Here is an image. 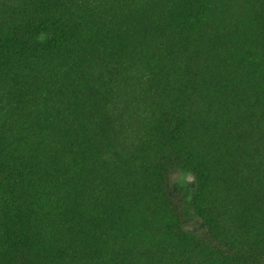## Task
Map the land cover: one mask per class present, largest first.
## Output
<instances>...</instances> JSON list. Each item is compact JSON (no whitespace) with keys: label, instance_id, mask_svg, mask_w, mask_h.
<instances>
[{"label":"trees","instance_id":"trees-1","mask_svg":"<svg viewBox=\"0 0 264 264\" xmlns=\"http://www.w3.org/2000/svg\"><path fill=\"white\" fill-rule=\"evenodd\" d=\"M98 1L77 0L72 7L69 0H0V81L10 77L5 87L0 84V127L39 145L35 119L44 118L45 128L52 126L55 109L75 111L66 114L70 134L53 136L34 161L23 160L31 156L30 149L36 151L27 143L11 153L14 145L0 142V213L6 210L16 221L0 243V264H151L147 258L136 260L143 253L163 264H189L196 258L192 254L200 257L198 264H264V237L257 233V223L264 226V187L240 186L231 176L235 166L243 177L264 179V45L254 48L248 62L255 64L242 67L245 75L229 73L238 66L232 60L236 48H248L238 45L230 30L244 20L235 26L237 1L172 0L164 5L161 0H126L125 9L111 1L116 16L92 19ZM215 8L220 21H209ZM220 22L231 32L230 40L214 31ZM261 38L251 40L260 43ZM133 41L155 57L151 67L140 55L135 58ZM176 47L183 50L185 69L173 89L159 90L155 61L171 73ZM97 65L105 69L94 85L90 73ZM93 85L99 94L90 99ZM102 108L129 115L132 156L156 144L155 159H164L159 178H151L149 171L144 179L128 177L83 163L86 147L95 144L90 131L101 126L96 115ZM8 122L10 128L3 125ZM188 123L192 135L184 148L183 125ZM65 141L70 150H64ZM221 143L229 146L216 148ZM167 163L192 177L183 181L188 195H174L180 202L172 217L180 224L188 217L202 219L203 232H187L174 220L161 228L172 233L171 240L161 235L134 251L123 232L130 219L126 201L136 192L145 196L158 189L160 179L167 178ZM126 165L142 173V167ZM218 178L235 188L232 196ZM42 195L56 202L41 204L37 199Z\"/></svg>","mask_w":264,"mask_h":264},{"label":"rangeland","instance_id":"rangeland-1","mask_svg":"<svg viewBox=\"0 0 264 264\" xmlns=\"http://www.w3.org/2000/svg\"><path fill=\"white\" fill-rule=\"evenodd\" d=\"M7 1V0H6ZM72 7H74L75 2L77 0H69ZM82 1V0H78ZM91 1V0H88ZM111 1H115L118 3L119 7H123V4L126 3V0H104V1H98L96 7L97 9L93 12L91 18H108L109 16L113 17L116 16L115 12L117 11L116 7L114 5H110ZM237 1L238 7L235 9L238 14L235 16L237 19V22L235 23V26L239 25L241 22V25L238 29L233 30L234 28H230L231 31L236 35L238 38V45H243L244 47H248L245 51L244 48L241 46L236 48V51L232 54L233 55V62L238 65L237 67H233V70L229 71L231 75H234L235 77L238 76L241 77L245 75V73L242 70V67L246 65L247 67L251 64H255L253 62H248L254 55L255 49L258 45H264V0H235ZM172 2V0H161V4L169 5ZM107 4V5H106ZM109 4V5H108ZM128 5V3L126 4ZM236 5V4H235ZM124 9L126 7H123ZM164 10V6H163ZM162 10V13H163ZM131 14V13H130ZM219 9L212 10V16L209 19V21H220L219 19ZM256 17H260V19H257L254 22L248 21V19H255ZM220 27L214 28V31L217 33L222 32L221 34L227 39L230 40L229 35H231V32H229L227 25L224 22H220ZM242 28V29H241ZM237 32V34H236ZM246 34V35H245ZM259 34H261L262 38L260 39L261 42L258 43V41L251 40L252 37H258ZM215 35V34H214ZM218 35V34H217ZM240 38V39H239ZM134 44L132 45V50L134 53L135 58L140 55L141 61H146L145 65H149L148 67H151V62L154 60L155 57L149 55L147 56V52L142 50V48L137 46V43L133 41ZM258 43V44H256ZM177 55L176 63L173 66V70L171 73H167L165 70V65L159 60L155 61V72H156V79L158 80V86L159 90H162L165 88L173 89V81H176L179 78V75L182 74V71L185 69L182 63V57H183V50L180 47L175 48ZM37 56V55H34ZM253 67V66H251ZM251 67L249 69H251ZM258 66L254 68V71L257 69ZM105 68H100V65L95 66L90 73V77L92 79V84H98L102 79L100 76V72L104 70ZM10 77L9 75H4L3 79L0 81V84L4 87L8 83ZM92 87V89L88 92L87 97L94 98L95 95L99 94L98 91L95 89V87ZM98 86V85H97ZM192 97V94H191ZM190 97V100H191ZM99 98L102 99L104 103L107 102V95L105 93H101L99 95ZM264 98V96H263ZM9 105L10 103L7 102ZM11 105V104H10ZM12 106V105H11ZM13 107V106H12ZM21 111V110H19ZM55 112H57L51 121L52 126L43 127V124L46 123V120L44 118L41 119H35V125L33 127V133L34 136H36V139L39 142V145H34L33 141L30 140V138L26 135H22L19 133V136L16 137L15 132L13 134L12 131H6L5 128L0 127V142L3 144L12 143L14 145V150L10 149L11 153L17 152L19 149H24L22 145L19 143H27L30 147H33L36 149L31 154L32 149H30V155L25 157L23 160H36L35 154H40L41 151L43 152V148L48 145V142L52 139L53 136L56 135H64L67 136L70 134L69 130L67 129V122L70 123V121L67 119L66 114L70 115L73 114L75 111H65L63 108L59 111L55 109ZM16 113L18 114V111L16 109ZM97 118L101 121V126L92 132L93 141L89 144L88 147H86L87 155L86 157H83V163L85 164H92L95 167H98L100 171H110L114 174H121L128 177H135L136 174L140 175L142 179H144V172L149 171L150 177H160V172L162 170V165L164 163V159L157 157L156 159L154 156L155 147L156 144L153 143L150 145L149 148H143L140 151L136 152V155H133V148H134V141L131 139L129 133H128V120L129 115L126 113L122 114H114V111L110 108L107 110L106 108H102L98 110V114L96 115ZM191 116V110L187 112V119L189 121V118ZM75 120L78 118L76 116ZM23 121L22 119H20ZM79 120V119H78ZM3 124V123H1ZM71 124V123H70ZM5 127L10 128L11 122H8L7 124H3ZM77 126L79 123L76 124ZM103 125V127H102ZM22 126V125H21ZM82 127V126H80ZM106 127V128H104ZM83 130V129H81ZM21 131V130H20ZM183 131H184V142L183 147H189V136L192 135V131L190 128V125L186 126L183 125ZM9 133H12L11 135ZM79 135V134H77ZM192 138V137H191ZM29 139V140H28ZM68 142L65 141L64 150H70ZM209 143H214L213 141H210ZM43 144V145H42ZM98 144V145H97ZM204 144L208 145L205 141ZM222 144V143H221ZM198 145V144H197ZM217 145V144H216ZM226 146H229V144H222L220 146H216V148L220 147L222 149H225ZM42 147V148H41ZM247 147V144L244 146L243 150ZM197 152L199 153V150L197 148ZM250 153V152H249ZM200 154V153H199ZM15 155V154H14ZM167 162V161H166ZM109 163V164H108ZM123 163V165H120ZM126 163L131 164L133 166H139L142 167V173L135 171L133 168L129 167V165H126ZM113 164V165H112ZM168 164V163H167ZM165 166V170L167 171V178L165 176V181L163 177L160 179V182L155 186V188L158 189H150L146 192L145 196H139V194L136 192L135 194H131L129 198L126 201V207L129 209L130 212V219L129 224L127 226L126 230H123L124 235L126 236L127 240H131L133 242L134 251L137 250L140 245H143L145 243V240H151L156 239L161 235L168 236L171 240L173 235L171 232H167L165 230H161L162 227H169L170 224L176 219V217H172L173 213V207L177 205V202H180L177 200V198L174 196L182 197L184 195H188L187 186L183 183L184 179L188 178L191 179V175L187 174L185 170H180L178 167L172 168L169 166V164ZM212 167V166H211ZM40 169V168H38ZM37 169V170H38ZM42 169V168H41ZM44 168L42 169L43 172ZM42 177L44 183L49 187L52 188L51 181L49 177L46 175L40 174ZM231 176L234 178L236 184L240 186H249L258 184L261 187H264V179H262L260 176L254 175V177H243L239 170L233 166L231 168ZM41 178H39V181ZM220 185L225 190L226 194L233 195L235 188L226 183V181L222 178H218ZM166 190V192H165ZM134 191V190H133ZM169 199V205L165 206V199ZM38 202L43 204L46 203H55L56 201L54 199L49 200L44 195L39 197ZM171 200V201H170ZM1 202V200H0ZM56 206L51 207V212H53V208ZM49 205L47 207L46 214L49 213ZM119 217V216H118ZM13 222V224H12ZM16 221H12L8 217V212L6 210H3V213H0V243L4 241V234L7 230V228L10 225L14 226V223ZM262 224H264V217L260 221ZM141 225L142 229L140 231H136V228ZM177 225L179 228L189 231V232H195L198 234H201L203 232V225L204 221L202 219H198L195 217H188L186 220H183V222H177ZM182 225V226H181ZM261 231V234L257 232L261 237H264V226L261 224H258ZM161 230V231H159ZM8 232V231H7ZM6 232V233H7ZM191 234V233H190ZM191 236H194L191 234ZM129 242L127 243V245ZM57 251L56 249H54ZM147 251V250H144ZM143 252V251H142ZM60 258H62V255L60 252H55ZM193 257H196L197 259H200V257L196 254H192ZM146 258L151 262V264H163L162 260L159 258L153 257L151 255H148L147 253L140 254L136 260L141 259L143 262L146 260ZM196 258L193 259V261L189 264H198V261ZM158 260L162 261L159 262Z\"/></svg>","mask_w":264,"mask_h":264}]
</instances>
